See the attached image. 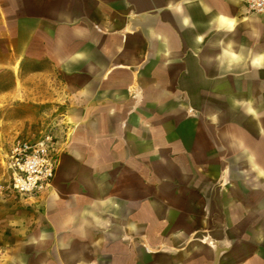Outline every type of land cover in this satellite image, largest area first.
<instances>
[{"label": "crops", "instance_id": "crops-1", "mask_svg": "<svg viewBox=\"0 0 264 264\" xmlns=\"http://www.w3.org/2000/svg\"><path fill=\"white\" fill-rule=\"evenodd\" d=\"M25 96L80 104L86 134L60 168L59 159L46 196L5 193L43 204L44 227H12L21 234L17 242L0 227V239L10 241L0 264H264V247L256 251L252 243L264 246V15L247 14L239 0H0V99ZM133 97L134 113L130 105L128 120L121 119ZM186 110L206 117L225 158L237 160L220 176L233 173L236 184L250 176L249 187L261 191L244 202L255 234L250 242L242 220L219 215L216 183L190 178L184 157L163 148L161 114ZM132 124L163 160L152 174L160 199L148 197L151 185L132 165L124 138ZM253 159L257 165L245 163ZM195 196L203 231L185 221ZM144 202L163 207L161 222L171 219L168 208H185L183 226L171 235H132V206Z\"/></svg>", "mask_w": 264, "mask_h": 264}, {"label": "rangeland", "instance_id": "rangeland-1", "mask_svg": "<svg viewBox=\"0 0 264 264\" xmlns=\"http://www.w3.org/2000/svg\"><path fill=\"white\" fill-rule=\"evenodd\" d=\"M152 81L150 79L148 82ZM54 98H56V95ZM46 99L47 97H39V100H42L40 102H33L32 96L20 97L18 100H12L11 97L10 99H0V179L3 171L1 155L17 139L37 138L46 133L52 135L61 148L58 154V158H61L58 168L62 167L64 162L72 159L75 149L81 150L83 148L81 139L86 134V122H83L86 114L81 112V105L77 103L72 105V101H63L62 99L58 100L59 102ZM135 99L136 97H133L131 102L128 101L121 108L118 113L121 119L128 120L130 105L132 106V114L134 113ZM160 119L165 124L163 134L168 136L167 141L163 143L165 151L171 154H180L184 157L183 162L185 165L194 170L192 171L194 175H189L190 178H199L212 184L216 183L217 195L223 206L219 215L226 216L232 213L236 219L242 220L240 229H245L243 235H248V241H252L250 237L255 235L251 227L252 219L248 216L249 209L245 207L244 202L248 205L251 204L261 191L258 193L249 187L253 183L250 176L245 177L249 185L245 184V181H239L236 184L234 180L237 177L233 173L229 178L220 176V171L236 167L237 160L229 158V155L227 159L225 158L228 150L222 145L219 138L215 137V134H218L217 129H210L208 119L202 117L199 120L194 116L192 110H186L184 114L178 112L162 113ZM105 130L106 128H103L101 132L103 133ZM124 135L127 149L130 143L132 165L138 168L139 172L143 174L142 178H145L146 182L151 185L147 187L150 194L148 197L160 199L161 197L155 192L158 175H152L156 174L157 169L163 164V160L155 154L157 145L155 143L151 144L146 135L140 132L138 128L133 127V124L132 128H125ZM246 137L248 141L253 140L250 132H247ZM151 148H154V153L151 152ZM125 162L127 163L128 160L122 162L121 165ZM79 163L81 164V160L78 161ZM228 179L233 180L228 181ZM171 182L178 191L179 183L177 179L174 178ZM46 195L47 193L44 196ZM195 199L197 200L198 196H195ZM143 205L139 207L132 206V220L138 226L137 232L132 235H171L176 227L183 226L185 215L182 211L185 208H168L171 219L161 222L162 206L149 207L147 202H144ZM231 205L234 208L229 211ZM200 208L201 202L197 200L194 209H190L191 216L185 221L190 225V228L203 231L206 224L204 215L200 213ZM43 212V204L37 208L19 201L17 198L8 197L5 193H0V221L3 219L0 227L4 230L2 235H13L12 242H17L16 235H21L14 232L15 230L12 227L20 228V226L26 224L29 233L39 227H44V221L41 218ZM24 216L29 218L34 216L35 218L22 220ZM7 241L6 239H0V244L3 246L6 256L9 254ZM8 242L10 243V241ZM254 242L252 243L256 251L264 247L261 243ZM3 261H5V258H0V262Z\"/></svg>", "mask_w": 264, "mask_h": 264}, {"label": "built area", "instance_id": "built-area-1", "mask_svg": "<svg viewBox=\"0 0 264 264\" xmlns=\"http://www.w3.org/2000/svg\"><path fill=\"white\" fill-rule=\"evenodd\" d=\"M239 1L247 14L264 15V0ZM60 149L48 133L13 141L1 155L0 193L23 199L44 196L51 188ZM2 252L0 244V255Z\"/></svg>", "mask_w": 264, "mask_h": 264}, {"label": "water", "instance_id": "water-1", "mask_svg": "<svg viewBox=\"0 0 264 264\" xmlns=\"http://www.w3.org/2000/svg\"><path fill=\"white\" fill-rule=\"evenodd\" d=\"M238 116L240 115V113H238L237 114ZM257 125H256V122L255 123H253V125H251V128H252V130L253 131H255V133L257 132V127H256ZM234 134L240 139V140H242L243 139V134H241V129H237V130H235L234 129ZM248 152H249V154L250 155H252L253 157L257 154V145L256 144H251V145H249L248 146ZM250 163V164H252V165H255L257 162L256 161H254V159L253 160H247V161H245V163ZM257 165V164H256Z\"/></svg>", "mask_w": 264, "mask_h": 264}]
</instances>
